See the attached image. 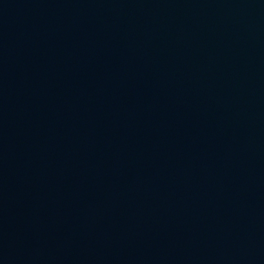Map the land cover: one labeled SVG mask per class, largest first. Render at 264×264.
Instances as JSON below:
<instances>
[{
    "label": "water",
    "instance_id": "water-1",
    "mask_svg": "<svg viewBox=\"0 0 264 264\" xmlns=\"http://www.w3.org/2000/svg\"><path fill=\"white\" fill-rule=\"evenodd\" d=\"M0 264H264V0H0Z\"/></svg>",
    "mask_w": 264,
    "mask_h": 264
}]
</instances>
